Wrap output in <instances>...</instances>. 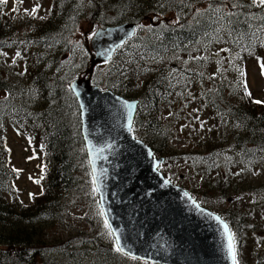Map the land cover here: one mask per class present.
<instances>
[{
    "label": "trees",
    "instance_id": "obj_1",
    "mask_svg": "<svg viewBox=\"0 0 264 264\" xmlns=\"http://www.w3.org/2000/svg\"><path fill=\"white\" fill-rule=\"evenodd\" d=\"M44 1L52 4L47 19L31 24L32 31L16 42L25 70L19 73L14 71L17 67L4 65L0 72V93L4 95L0 103V264H146L117 252L114 242L111 249L96 239L88 262L69 245L56 257L42 251L48 223H62L68 217V199L80 188V173L91 177L79 109L68 89L69 83L88 69L89 56L84 48L79 63L67 57L78 24L106 16L108 22L104 20L102 27L129 23L136 31L109 63L95 68L92 83L139 102L132 133L154 156L166 158L169 152L168 120L161 119L164 108L184 100L187 91H201L190 102L206 118L208 127L202 130L208 133L200 136L197 150L183 156L197 164L196 175L205 192L201 196H219L229 204L219 215L235 235L238 264H244V243L256 233L247 227L264 230V225L253 221L257 215L264 224V104L254 103L244 87L248 64L259 65L258 58H264V31L258 30L264 26V10L248 6L251 0H239L245 7L238 9L232 8L237 0H110L101 3L107 5L106 12L89 15L79 9L76 0ZM4 6L0 4V45L12 41L18 24L3 14ZM217 8L221 11H215ZM229 10L241 13L231 24L221 19ZM202 43L214 51L226 49L232 60L220 54L195 59L183 70L158 66L150 68L154 69L151 72L144 66L147 60L185 56ZM211 65L223 67L227 78L203 89L196 79L200 75L190 69ZM247 91L251 93L248 87ZM32 95L33 101L28 98ZM7 122L43 152L36 183L40 193L31 198L30 205L17 195L19 176L7 147ZM256 168H262L257 176L253 174Z\"/></svg>",
    "mask_w": 264,
    "mask_h": 264
},
{
    "label": "water",
    "instance_id": "obj_2",
    "mask_svg": "<svg viewBox=\"0 0 264 264\" xmlns=\"http://www.w3.org/2000/svg\"><path fill=\"white\" fill-rule=\"evenodd\" d=\"M135 31L129 23L98 29L86 47L88 69L69 84L103 217L114 241L120 238L119 253L130 259L146 264H233L222 219L165 179L158 171L164 159L154 157L133 136L138 101L92 84L95 68L110 62ZM128 105L134 107L129 110Z\"/></svg>",
    "mask_w": 264,
    "mask_h": 264
},
{
    "label": "rangeland",
    "instance_id": "obj_3",
    "mask_svg": "<svg viewBox=\"0 0 264 264\" xmlns=\"http://www.w3.org/2000/svg\"><path fill=\"white\" fill-rule=\"evenodd\" d=\"M19 2L18 6H15ZM109 3L110 0H94L92 3L89 0H76V4L79 9L86 10L89 15L93 13H102L107 11V5H101V3ZM39 5V9L35 15L32 14V9ZM16 9V11H13ZM27 10V11H26ZM52 10V4L44 0H8L4 6V15L7 16L10 21L17 20V30L12 41L5 40L0 45V72L5 65L7 68L11 66L17 67L16 70L19 73H23L25 70V64L21 57V49L16 45V42L21 37L32 31L31 24L40 20L44 21L49 16ZM92 13V14H90ZM89 17V16H87ZM103 17V16H102ZM107 16L105 18H99V20L92 21L90 18L82 20L71 40L70 50L71 53L67 59L72 58L76 63L81 61L84 57L83 49L88 46V42L93 36V33L97 29L102 27L103 21L108 22ZM37 21H34V20ZM33 20L32 22H30ZM162 20V19H161ZM27 22L29 25H25L23 22ZM157 21V18L155 19ZM84 45V47L82 46ZM17 53L20 55L17 56ZM69 53V51H67ZM224 54L228 55L225 60H232V54L227 51L217 50L214 51L210 45L202 43L195 49H191L185 56L175 55L167 58H161L156 60L145 61L144 66L150 70V68H157L158 66H169L177 70H183L186 66H190L195 59L203 56H218ZM264 59V58H263ZM154 72V69L150 70ZM190 71H195L196 79L203 89L211 88L212 82L222 78L226 79L227 76L223 71V67L214 68L206 67L202 69L192 68ZM9 72H4L8 74ZM247 87L251 91L252 100L264 101V75L261 74L260 66L256 64H248L247 71ZM200 88V87H199ZM194 90L187 91L188 95L184 100L172 103L162 111V120L168 122L167 133L169 139V152L165 158V163L158 170L165 179L171 182L173 185L180 187L190 193L192 196L205 202L208 206L205 209L211 211L213 214L220 216L225 209L229 206L227 202L219 196L207 195L206 199L202 197L204 190L200 189L201 180L196 175L195 167L197 164L187 160L183 154H189L197 150V146L200 144L199 138L202 135L204 137L208 132L202 130V127L207 128V120L201 116L198 110L191 104L192 96L200 93ZM20 97H23L20 95ZM29 100L33 101L34 96H29ZM4 100V95L0 93V103ZM264 104V103H263ZM7 131V147L10 150L11 164L15 169V172L19 176V180L16 184L17 195L21 202L25 205H30L31 198L37 197L40 193L37 181L41 175V168L44 159L42 157V150L34 143L31 145V141L26 135H19L14 130L12 125L6 123ZM203 134H202V133ZM38 139V138H37ZM29 141V142H28ZM41 157V159H40ZM166 159H168L166 161ZM262 168L253 169V174L256 176L262 171ZM80 188L79 190L70 194L68 199V205L70 206L68 211V217L62 222L58 223L49 222L44 233L46 238L43 240L42 251L47 256H57L60 251L69 245L75 248L78 252L83 254V258L86 262L90 261L93 257V251L95 250L93 240H99L105 247L113 249L114 239L110 235V231L105 227V219L101 213V209L98 203V197L92 184L91 177L88 179L86 174L80 173ZM198 191V194H194ZM32 194V195H30ZM202 195V196H201ZM203 207V206H202ZM245 211H249V208L245 205ZM221 217V216H220ZM256 221L260 225H264L259 220L258 216H254ZM248 229L255 230L248 242L244 243L243 256L245 258L244 264H257V259L261 264H264V230L259 227L250 225ZM260 234L263 239L259 237ZM255 253V256H254ZM93 261V260H92Z\"/></svg>",
    "mask_w": 264,
    "mask_h": 264
},
{
    "label": "snow or ice",
    "instance_id": "obj_4",
    "mask_svg": "<svg viewBox=\"0 0 264 264\" xmlns=\"http://www.w3.org/2000/svg\"><path fill=\"white\" fill-rule=\"evenodd\" d=\"M7 2H8V0H0V4H7ZM21 2H22V0H21ZM248 6L259 7L262 10H264V0H251V4L248 5ZM243 7H245V5L239 3V0H237V2L232 5L233 9H238V8H243ZM38 9H39V5H37L36 7H34L32 9V14L35 15L36 12L38 11ZM13 11H16V9H13ZM215 11L219 12V11H221V9L217 8V9H215ZM239 15H241V13L229 10V12L226 13L224 17H221V19H227L228 22L231 24V23H234L233 17H238ZM253 18H255V17H253ZM261 19H264V17H261ZM258 30L259 31H264V26H262ZM93 35H95V33H93ZM252 35H255V32H253ZM237 38L240 39V35L239 34H238ZM221 51H227V50L226 49H221ZM19 55L20 54L17 53V56H19ZM193 59H198V57L193 58ZM258 63H259V66L261 68V74L264 75V59L258 58ZM241 75L242 76L245 75L243 71H241ZM244 87L246 89V95L251 96L252 94L247 91V84L246 83L244 84ZM253 102L256 103V104L264 103V101H260V100H254ZM133 107H134V105H128L129 110H131ZM129 126H131V114H130V112H129ZM30 195H32V194H30ZM216 219L220 220L219 217H216ZM220 222L223 225L224 234H225V236L227 238L228 255L231 257V260H232L233 264H238V260H237V246H236L237 245V241H236L235 235L229 230V227H228L227 223H224L222 220ZM105 227L106 228H110V225L108 224L107 220H105ZM109 234L111 235L112 233L110 232ZM115 245H116L115 250L117 252L123 251V246L121 244V241H120L119 237L116 238Z\"/></svg>",
    "mask_w": 264,
    "mask_h": 264
}]
</instances>
